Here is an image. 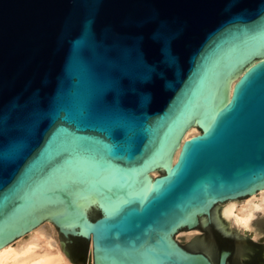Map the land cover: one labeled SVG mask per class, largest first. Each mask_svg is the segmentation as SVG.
<instances>
[{
	"label": "water",
	"instance_id": "obj_1",
	"mask_svg": "<svg viewBox=\"0 0 264 264\" xmlns=\"http://www.w3.org/2000/svg\"><path fill=\"white\" fill-rule=\"evenodd\" d=\"M263 54L264 0H0V245L47 220L74 263H233L214 205L264 187Z\"/></svg>",
	"mask_w": 264,
	"mask_h": 264
},
{
	"label": "bare ground",
	"instance_id": "obj_2",
	"mask_svg": "<svg viewBox=\"0 0 264 264\" xmlns=\"http://www.w3.org/2000/svg\"><path fill=\"white\" fill-rule=\"evenodd\" d=\"M243 69L233 72V75L225 79L220 90V96H224V102L229 98L232 85ZM197 123L200 124L195 119L194 124L185 132L183 140L197 134ZM179 146L173 148L170 160L154 163L153 165H157L158 168L153 167L143 173L144 190L149 187L151 177L156 176V169L163 170L175 161ZM242 198L243 200L233 198L219 202L217 205L221 206L217 210L216 217L224 231L235 227L244 235L256 238L257 233L253 229V221L260 214L264 216V187L252 191ZM192 235L188 234L187 239ZM50 239L44 227L37 224L11 241L0 245V264H71L63 253L53 246ZM89 256L91 259V249Z\"/></svg>",
	"mask_w": 264,
	"mask_h": 264
},
{
	"label": "flooded vegetation",
	"instance_id": "obj_3",
	"mask_svg": "<svg viewBox=\"0 0 264 264\" xmlns=\"http://www.w3.org/2000/svg\"><path fill=\"white\" fill-rule=\"evenodd\" d=\"M230 240L233 263L229 264H264V232L259 233L256 238H252L249 235H242L236 244L233 241L232 236H230ZM64 245L66 247L65 252L68 258L74 263L70 253V245L66 243ZM76 263H87L86 249L77 257Z\"/></svg>",
	"mask_w": 264,
	"mask_h": 264
},
{
	"label": "rangeland",
	"instance_id": "obj_4",
	"mask_svg": "<svg viewBox=\"0 0 264 264\" xmlns=\"http://www.w3.org/2000/svg\"><path fill=\"white\" fill-rule=\"evenodd\" d=\"M197 133H199V129L197 130ZM156 170H157L156 175H159V174L162 173L161 169H156ZM237 199L243 200L242 197H238ZM217 204L218 203H216L214 205V213L216 214V216H217V210L221 206V205H217ZM39 224H41L44 227V229L46 230V232L50 236V238H51L50 240H51L53 246L58 248L71 264H77V263L71 262V260L68 258L67 254L65 252L66 251V247L64 245L65 243L62 242V238L58 234L57 228L51 222H49L47 220H44V221L40 222ZM186 229H189V230H186ZM253 229H255V232L257 233V236H258L259 233H263L264 232V216H263V214H260V215L255 217V219L253 221ZM193 230H194V232L191 231V228H186V227L179 228V238L187 239V235L188 234H191V235L193 234L188 239L199 238V233H198L197 226H194ZM221 232H230V236H232L233 241L235 242V244L239 241V239L242 237V235H244L243 233H241V231L237 230L235 227H231V229L229 231H224L221 228ZM88 250H89V253H90L89 241L86 242V251H88ZM234 256L236 257L235 254H234ZM88 258L89 259L87 260V264H91L90 256H88ZM81 264H83V263H81Z\"/></svg>",
	"mask_w": 264,
	"mask_h": 264
}]
</instances>
